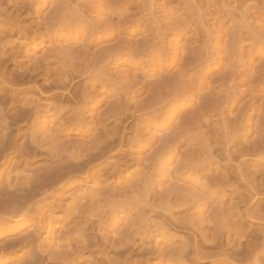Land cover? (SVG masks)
Instances as JSON below:
<instances>
[{
	"label": "rangeland",
	"instance_id": "rangeland-1",
	"mask_svg": "<svg viewBox=\"0 0 264 264\" xmlns=\"http://www.w3.org/2000/svg\"><path fill=\"white\" fill-rule=\"evenodd\" d=\"M4 133L36 155L11 154L0 188L75 169L29 222L0 216V249L24 236L43 264H264V0H0Z\"/></svg>",
	"mask_w": 264,
	"mask_h": 264
},
{
	"label": "bare ground",
	"instance_id": "bare-ground-1",
	"mask_svg": "<svg viewBox=\"0 0 264 264\" xmlns=\"http://www.w3.org/2000/svg\"><path fill=\"white\" fill-rule=\"evenodd\" d=\"M38 71V70H37ZM47 71V70H46ZM45 72V71H44ZM26 76V75H25ZM26 78V77H25ZM12 81V80H11ZM10 81V82H11ZM14 82H15V80H13ZM67 82V81H66ZM71 82V81H70ZM13 83V82H12ZM16 83V82H15ZM15 83H14V85H15ZM57 84H59V82L57 83ZM10 85V84H9ZM21 85V84H20ZM60 85V84H59ZM65 85V83L63 84V86ZM17 86V85H16ZM67 86H68V84H67ZM11 87V86H10ZM65 87V86H64ZM62 88V87H61ZM75 93V92H74ZM74 96V95H73ZM26 103V102H25ZM27 107V106H26ZM58 108V107H57ZM20 112V111H19ZM22 112H23V110H22ZM25 112V111H24ZM60 113V112H59ZM31 114V113H30ZM34 114V113H33ZM28 115V114H27ZM29 117H30V115H29ZM34 117H35V115H34ZM16 118V117H15ZM19 118H21L20 117V115H19ZM2 120V119H1ZM11 120V119H10ZM15 120V119H14ZM24 120H26V118H24V116H23V122H24ZM6 122H8L7 120H5ZM12 121H13V119H12ZM18 120H15V122H17ZM3 122V121H2ZM10 122V121H9ZM21 122V121H20ZM5 123V122H4ZM13 123H14V121H13ZM22 123V122H21ZM6 124H9V123H6ZM26 124V123H25ZM11 125H12V127H11ZM17 125V123H14V124H12L11 122H10V124H9V126H7V127H10V128H6V130L8 129H10V133L13 135V133H14V131H13V129L12 128H14V126H16ZM19 125V124H18ZM17 125V131L18 132H20V127ZM4 126V125H3ZM4 132V131H3ZM34 132V131H33ZM6 133V132H5ZM5 133H4V135H5ZM8 134H9V132H8ZM12 135H5L4 137H3V135H2V137H0V167L2 168V167H4L7 163H9L10 161V155L11 154H13V153H15L16 154V156H20V158L21 159H24V160H30V159H34L35 160V150H32V149H29V150H26V149H24L23 147L24 146H21V147H19L18 145H17V141L14 139V138H12ZM16 136V135H15ZM18 136V135H17ZM16 138V137H15ZM112 138V137H111ZM111 138H109V139H111ZM99 139V138H98ZM105 139V138H104ZM108 139V138H107ZM106 139V140H107ZM29 141V140H28ZM100 141V140H99ZM109 141V140H108ZM101 142V141H100ZM113 142L114 141H112V144H113ZM34 143V142H33ZM110 143V142H109ZM102 144V143H101ZM104 144H105V141H104ZM104 144H103V146H104ZM35 145V144H34ZM33 145V146H34ZM109 145V144H108ZM96 146H98V145H96ZM105 147V146H104ZM104 147H100L101 149H104ZM111 147V146H110ZM91 148H93V147H91ZM95 148V147H94ZM106 149V148H105ZM38 150V149H37ZM45 150V149H44ZM89 150V149H88ZM87 150V151H88ZM96 150H98V149H96ZM52 151V150H51ZM60 151V150H59ZM85 151V150H84ZM90 152H91V150H89ZM88 151V152H89ZM94 151H95V149H94ZM93 151V152H94ZM101 151V150H100ZM105 151V150H104ZM108 151V150H107ZM106 151V152H107ZM57 152V155H58V151H56ZM89 152V153H90ZM38 153H40V152H38ZM68 153V152H67ZM66 153V154H67ZM79 153V152H78ZM86 153V152H85ZM84 153V154H85ZM87 154V155H85L84 156V160H88L89 161V163L91 164V163H93V162H91L90 161V158H92V157H94V156H92L91 154ZM253 153H255V152H253ZM50 154V153H49ZM60 154H64L63 152L62 153H60ZM100 154H101V152H100ZM103 154V153H102ZM102 154H101V157H100V155H99V159H102ZM40 155V154H39ZM79 155V154H78ZM98 155V154H97ZM16 156H15V158H16ZM46 156V155H45ZM54 156H55V152H54ZM61 156V155H60ZM58 157V156H55V158L56 157H58V158H61V157ZM82 156V155H81ZM86 157V158H85ZM98 157V156H97ZM96 157V159H98ZM19 158V157H18ZM54 158V159H55ZM58 158H56L57 160H58ZM68 159H69V157H67ZM72 158V157H71ZM81 158V157H80ZM95 158V157H94ZM46 159V158H45ZM93 159V158H92ZM91 159V160H92ZM33 160V161H34ZM60 160V159H59ZM61 160L63 161L61 164H59L58 162V164L59 165H57V166H55L54 168H55V170L54 171H51V172H49V170H48V172L51 174V175H49V174H46V172L44 173V174H42V175H40V176H37L36 178H35V175L32 177V176H29V177H31L30 179H29V177H28V181L27 182H25L24 183V181H23V183H21V181H20V183L19 184H10V185H8L7 184V188L6 187H4V188H0V216L3 218V217H10V216H14V218H15V216L18 218V220L20 219V220H24L26 223H27V221L29 222V214L32 212V210H36V209H32V206H30V203H31V201H35V197H36V195H38V193L37 192H39V191H41V190H43L44 188H45V190H47V188L46 187H48L49 186V183L48 182H51L52 180L51 179H53L54 177H56L55 178V180L50 184V187H51V185L52 184H54L55 185V183L56 182H58V181H61L64 177H65V174L66 173H64V171L65 170H68L69 168L70 169H72L73 167L71 166V165H75V164H70L69 162L71 161H69L68 163H67V159H62L61 158ZM83 160V159H82ZM22 161V160H21ZM32 161V160H31ZM28 162V161H27ZM88 162H86V165L87 164H89ZM29 164V163H28ZM97 164V163H96ZM83 165H85V164H83ZM93 165V164H92ZM99 165V164H98ZM72 167V168H71ZM76 168H77V165L75 166ZM86 167H89V166H86ZM69 169V170H70ZM73 169H75V168H73ZM80 170V169H79ZM73 172H75V170H72ZM78 171V170H77ZM77 171H76V173H77ZM47 172V173H48ZM69 173H71L70 171H68ZM81 172V171H80ZM80 172H78V173H80ZM75 173V174H76ZM91 173V172H90ZM27 174V173H26ZM74 174V175H75ZM93 174V173H92ZM11 175V174H10ZM24 175V174H23ZM80 175H81V173H80ZM84 175V177H85V174H83ZM94 175V174H93ZM86 176H87V174H86ZM92 176V175H91ZM17 177V176H16ZM48 177H50V178H48ZM70 177V176H69ZM18 178V177H17ZM19 180V179H18ZM65 180H66V178H65ZM9 181H11V180H9ZM17 181V180H16ZM15 181V182H16ZM12 182V181H11ZM14 182V183H15ZM10 183V182H9ZM69 184V183H68ZM59 185H61V184H59ZM67 186V185H66ZM65 186V187H66ZM50 187H48V189L50 188ZM64 187V188H65ZM52 188V187H51ZM62 188V187H61ZM68 189V188H67ZM44 190V191H45ZM62 190H63V188H62ZM43 191V192H44ZM48 192V191H47ZM92 193V192H91ZM145 193V192H144ZM39 194H41V193H39ZM142 194V193H141ZM91 198V197H90ZM34 204V203H33ZM37 204V203H36ZM36 208V207H35ZM93 209V208H92ZM37 210H39L38 208H37ZM95 211V210H94ZM93 211V212H94ZM39 212V211H38ZM34 213H35V211H34ZM32 214V213H31ZM93 214V213H92ZM95 215V214H94ZM34 216V215H33ZM31 217V216H30ZM163 217V216H162ZM164 218V217H163ZM31 219V218H30ZM17 220V221H18ZM19 220V221H20ZM87 220V219H86ZM90 220V219H89ZM88 220V221H89ZM19 221H18V223H19ZM82 221V220H81ZM5 222V221H4ZM74 222V221H73ZM80 222V221H79ZM1 223V222H0ZM25 223V224H26ZM81 224V223H80ZM85 224V223H84ZM87 224V223H86ZM90 224V223H89ZM157 224V223H156ZM163 224V223H162ZM4 225H6V223L4 224ZM10 225V224H9ZM78 225H79V223H78ZM38 226V225H37ZM90 226V225H89ZM88 226V227H89ZM167 226V225H166ZM10 227H11V225H10ZM83 227V226H82ZM86 227V226H85ZM79 228V227H78ZM91 228V227H90ZM19 229V228H18ZM83 229V228H82ZM86 229V228H85ZM198 230V229H197ZM79 231V230H78ZM83 231H85V230H83ZM5 232V231H4ZM147 232V231H146ZM198 232V231H197ZM75 233V232H74ZM220 233V232H219ZM147 234V233H146ZM208 234V233H207ZM213 234H215V233H213ZM234 234V233H233ZM0 235H1V233H0ZM141 235V234H140ZM217 235H219V234H217ZM238 235V234H237ZM240 235V234H239ZM26 236V235H25ZM31 236V235H30ZM220 236V235H219ZM202 237V236H201ZM200 237V238H201ZM208 237V236H207ZM221 237V236H220ZM209 238V237H208ZM211 239H212V237H210ZM214 238V237H213ZM217 238H218V236H217ZM19 239V238H18ZM30 239V238H29ZM35 239V238H34ZM116 239V238H115ZM133 239V238H132ZM131 239V240H132ZM222 239V238H221ZM35 240H37V239H35ZM34 240V241H35ZM205 240V239H204ZM218 240H219V238H218ZM12 241H13V238H12ZM18 241V240H17ZM142 241V240H141ZM203 241V240H202ZM210 241V240H209ZM16 242V241H15ZM13 243V244H11L10 242L8 243V244H11V245H8L7 244V246H5V244H4V247L3 248H1L0 249V263H4V259H8L9 258V255H11V253L9 254V252H11V250L12 251H14V249L16 248H21V251L23 250H25L27 253H29V254H27V256H29V260L28 261H26L27 263L26 264H43V261H42V258H41V256H40V258L37 256V255H35L36 253H35V250H34V247L32 246V244L30 243V241L28 240V238H24V236L22 237V238H20V240L18 241V242H16V243ZM33 242V241H32ZM203 242H206V241H203ZM218 242V241H217ZM106 243V242H105ZM124 243V242H123ZM128 243H129V241H128ZM132 243V242H131ZM131 243H129V244H131ZM207 243H208V241H207ZM225 243V242H224ZM95 243H93V245H94ZM113 244V243H112ZM122 244V243H121ZM125 244V243H124ZM123 244V245H124ZM187 244V243H186ZM33 245H36L35 243L33 244ZM122 245V246H123ZM135 245V244H134ZM146 245V244H145ZM191 245V244H190ZM199 245V244H198ZM217 245V244H216ZM222 245V244H221ZM251 245V244H250ZM96 246V245H95ZM119 246V245H118ZM126 246H128V245H126ZM138 246V245H137ZM194 246V245H193ZM209 246V245H208ZM220 246V245H219ZM259 246V245H258ZM36 247V246H35ZM97 247V246H96ZM124 247H125V245H124ZM185 247V246H184ZM188 247V246H187ZM224 247V246H223ZM131 248V247H130ZM217 248V247H216ZM259 248V247H258ZM108 249H110V248H108ZM119 249V248H118ZM125 249V248H124ZM126 249H128V248H126ZM147 249V248H146ZM182 249V248H181ZM36 250H37V248H36ZM102 250V249H101ZM121 250V249H120ZM144 250V249H143ZM196 250V249H195ZM219 250V249H218ZM258 250V249H257ZM19 251V250H18ZM24 251V252H25ZM38 251V250H37ZM102 251H104V250H102ZM150 251V250H149ZM221 250H219V252H220ZM39 252V251H38ZM120 252V251H119ZM134 253V251H130L129 250V253H131V254H133ZM143 252V251H142ZM156 252V251H155ZM153 253V252H152ZM213 253V252H212ZM216 253V252H215ZM214 253V254H215ZM223 253V252H222ZM38 254V253H37ZM130 254V255H131ZM140 254V253H139ZM175 254V253H174ZM187 254V253H186ZM218 254V253H217ZM216 254V255H217ZM25 255H26V253H25ZM121 255V254H120ZM170 255V254H169ZM172 255H173V253H172ZM189 255V254H188ZM207 255V254H206ZM242 255V254H241ZM248 255H252V254H248ZM254 255V254H253ZM184 256V255H183ZM190 256V255H189ZM196 256V255H195ZM233 256V255H232ZM240 256V255H239ZM44 257V256H43ZM167 257H168V255H167ZM182 257V256H181ZM80 258V257H79ZM126 258V257H125ZM124 258V259H125ZM162 258H163V256H162ZM229 258H230V256H229ZM244 258H246V257H244ZM15 259V258H14ZM45 259V258H44ZM123 259V261H125ZM175 259V258H174ZM232 259V258H231ZM234 259V258H233ZM58 260V259H57ZM128 260V259H127ZM160 260V259H159ZM236 260V259H235ZM238 260V259H237ZM240 260H242V259H240ZM250 260V259H249ZM55 261V260H54ZM176 261V260H175ZM184 261V260H183ZM48 262V261H47ZM105 262V261H104ZM120 262V261H119ZM223 262V261H222ZM64 263H66L65 261H64ZM63 263V264H64ZM123 263V262H122ZM125 263V262H124ZM123 263V264H124ZM243 263H245V262H243ZM257 263V262H256ZM258 263H259V259H258ZM61 264V263H60ZM113 264V263H112ZM127 264V263H126ZM136 264V263H135ZM168 264V263H167ZM181 264V263H180Z\"/></svg>",
	"mask_w": 264,
	"mask_h": 264
}]
</instances>
